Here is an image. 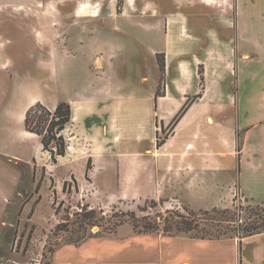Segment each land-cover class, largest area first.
<instances>
[{
	"label": "crops",
	"instance_id": "crops-1",
	"mask_svg": "<svg viewBox=\"0 0 264 264\" xmlns=\"http://www.w3.org/2000/svg\"><path fill=\"white\" fill-rule=\"evenodd\" d=\"M205 1L124 0L119 11L117 0H0V14L21 21V36H53L57 19L70 30L79 24V32L70 35L94 36L90 43L104 52L101 66L110 46L105 36H113L117 63L128 77L126 81L115 77L119 81L114 80L115 91L113 81L93 73L95 87H83L87 92H83V101L115 100L112 113L123 121L122 125L112 122L110 116V133L104 140L98 131L83 130L86 137H95L90 149L93 169L100 168L103 161L106 167L105 146L113 144L117 160L112 164L121 180L143 176L154 188L162 186V192L155 188V198L168 192L188 205L183 192L201 189L207 182L202 176L236 168L241 197L249 203H264V0H219L218 9ZM83 26H90L88 32H83ZM158 34H167V38ZM201 41L202 51L198 48ZM158 54L163 59V74ZM3 62L0 60V65ZM199 66L204 77L202 89ZM30 83L26 93L20 89L23 101L12 102L6 114L9 124L15 121V127L23 125L28 107L47 100L40 96L35 83ZM111 92L117 97L106 96ZM198 93L201 95L189 103L157 146L163 129L167 131L186 99ZM66 101L71 105L68 98ZM123 101L128 107L121 114ZM57 102L51 99L45 103L52 109ZM230 111L234 112L231 119ZM124 145L129 154L120 157ZM142 167V174L134 172ZM92 242L107 250L106 255L99 250L83 257V246ZM64 248L77 254L57 257ZM60 250L55 253L58 260L88 264H264V231L219 239L183 232H131L120 237H91Z\"/></svg>",
	"mask_w": 264,
	"mask_h": 264
},
{
	"label": "rangeland",
	"instance_id": "rangeland-1",
	"mask_svg": "<svg viewBox=\"0 0 264 264\" xmlns=\"http://www.w3.org/2000/svg\"><path fill=\"white\" fill-rule=\"evenodd\" d=\"M123 4L124 0H117L119 11ZM219 4V0H213V3L207 6L218 9ZM80 12L83 14V9ZM55 27L56 34L53 36H21L24 29L21 21L15 16L4 18L0 14V60L4 61L0 65V263L88 264L63 258L58 260L55 253L66 244H72L67 243L68 239L73 240L83 234L86 235L85 239H89L103 235L120 237L135 232L128 219L115 226V231L109 229L113 220L119 216L129 218L131 212L137 217L146 215L147 220L159 221L158 215L175 219L178 218L177 215L192 217L200 215V210H207L208 216L213 219L204 220L201 225L205 228L216 224L218 219L222 220V224L230 219L246 222L249 216L253 217L254 212L262 214L264 219V203H249L238 193L236 168L233 172L231 170L202 176L207 182L200 186L201 189L197 188L191 194L183 192L188 205L177 201L176 195L168 192L155 198L158 193L155 188L158 186L154 188V185L148 182L149 179L143 176L121 180L112 164L117 160L115 151L112 150L113 144L105 146L103 157L107 161L106 167L104 161L98 169H93L91 163L85 174L86 161L90 158L92 148L91 138L95 137L94 134L86 137L83 130L89 133L98 131L103 140L108 139L110 116L112 122L116 120L120 125L123 119L112 113L117 105L115 100L86 102L83 101V92H86L87 84L91 85V89L95 87V76L91 77L93 73L104 74L105 79L113 81L111 87L115 91L118 90L114 80L120 78L126 81L128 75L117 63L112 44L113 36H105L106 44L110 46L103 57L102 66L98 67L97 60H102L100 55L104 52L97 50L92 46L93 43H90L94 36L70 35V32H79V24H73L70 30L64 28L59 19ZM88 27L90 26H83V32H88ZM159 36L167 38V34ZM203 45L201 41L198 47L200 51ZM173 46L176 47L175 44ZM211 54L212 50L209 49L208 57ZM29 82L35 83L40 96L47 100L55 99L59 102L68 98L71 102L75 119H72L63 131L67 141L65 155L58 156L55 161L42 150L38 136L27 134L23 125L18 124V127H15V121H12L11 125L6 119L12 102L23 101V92L26 93ZM234 87L232 81V91ZM106 96L117 97L113 92ZM45 102L42 103L50 108ZM123 102L119 109L121 114L126 113L128 107V102ZM229 113L230 119L234 117L233 111ZM239 140L238 134L237 148ZM124 146L120 148L123 151L119 150L120 157L129 154L127 145ZM120 163L123 164L122 161ZM134 172L142 174L143 167ZM167 186L168 189L173 187ZM158 188L162 192V186ZM248 203L259 204L261 210L251 211L247 207ZM83 204L95 210L99 225L83 230V226L77 227V223L72 222L75 218L74 212L79 211ZM233 204L237 208H234ZM212 208L228 209L215 213L211 211ZM101 216L104 218H100ZM58 223L62 225L56 228ZM161 224L162 222L160 228ZM170 232L176 233L174 229ZM188 234L195 237L207 236L202 230H192ZM231 235L240 237L242 232L230 230L222 237ZM99 250L105 255L108 252L99 244H85L83 257ZM76 254L77 252L64 248L58 252L57 257H73Z\"/></svg>",
	"mask_w": 264,
	"mask_h": 264
},
{
	"label": "trees",
	"instance_id": "trees-1",
	"mask_svg": "<svg viewBox=\"0 0 264 264\" xmlns=\"http://www.w3.org/2000/svg\"><path fill=\"white\" fill-rule=\"evenodd\" d=\"M157 62L159 65V69L161 74L164 72V63L161 54L157 55ZM201 89L203 88V71L202 66H199L198 69ZM158 93V92H157ZM201 93H198L192 97H188L185 103L181 106L178 112L174 115V117L170 120L167 125V131L163 129L164 136L157 140L156 145L159 146L163 140L167 137L170 131L173 130L175 124L184 113L186 107L189 103L200 96ZM72 118V110L70 103L68 101H59L56 105L50 109L45 106L40 101H37L33 105L27 108L25 111L24 119H23V128L27 131L35 133L39 137V143L42 147V150L46 151L52 161H55L58 156H64L67 147V141L65 136L63 135V131L66 128L67 124L71 121ZM239 150V147L237 148ZM91 160L87 159L85 165V174H87L90 169ZM65 181L63 182V184ZM234 199V198H233ZM234 208H237L235 204L232 205ZM247 207L251 209V211L261 210V206L259 204H247ZM228 208H224V210H218L216 208H212V212L222 213L225 212ZM241 209V208H240ZM167 213L169 210H166ZM201 214L197 216H184L177 215L178 218L172 217H162L158 215L159 221L156 219L147 220V216L137 217L134 214H130L129 218H124L123 216H119L117 219L113 220L111 225V231H115V226L122 224L126 219H128L135 232H157L162 231L169 233L173 229L176 232L188 233L192 230H202L207 233V236L201 235L198 238H209V239H219L222 236L227 235L228 231H241L242 236L250 235L256 232L264 231L262 229L264 227V219L261 217L262 214L258 212H254L253 217H248L246 222H238V220L230 219L226 223L222 224V220H217V223L209 226V228H205L201 224H203L204 220H212L213 218L209 217V212L207 210H200ZM75 218L72 220L73 223H77V227H82L83 230L86 228H91L94 225H99V218L95 217V210L93 208H88L86 205H82L79 211L74 212ZM100 218H104L101 216ZM203 220V221H202ZM162 222L161 228L160 223ZM67 223V222H64ZM61 223L56 224V228H58ZM239 236V235H238ZM86 237L85 234L83 236H77L75 239H68L67 243H72L77 245ZM195 237V236H194ZM229 237H233L232 235ZM2 247L0 246V254L2 253ZM2 262V261H0ZM2 264V263H0ZM16 264V263H10Z\"/></svg>",
	"mask_w": 264,
	"mask_h": 264
},
{
	"label": "bare ground",
	"instance_id": "bare-ground-1",
	"mask_svg": "<svg viewBox=\"0 0 264 264\" xmlns=\"http://www.w3.org/2000/svg\"><path fill=\"white\" fill-rule=\"evenodd\" d=\"M202 1H203V0H202ZM205 2H206L207 4H210V3H213V0H206ZM96 64H98V66L100 67V66H101V60L98 59ZM32 93H34V92H32ZM34 94H35V93H34ZM72 102H73V101H72ZM13 108H14V107H13ZM15 108H16V107H15ZM15 110H16V109H15ZM15 110H14L13 112H15ZM13 112H12V113H13ZM13 114H14V113H13ZM17 115H18V114H17ZM20 115H21V113H20ZM22 115H23V113H22ZM22 115H21V116H22ZM19 118H20V117H19ZM17 119H18V118H17ZM23 119H24V118H23ZM72 119H75V116L72 115L71 120H72ZM209 122H211V120H209ZM27 132H28V134H30V135H36V134H34V133L30 132V131H27ZM115 139H116V138H115ZM93 153L96 154V149H95V148H93Z\"/></svg>",
	"mask_w": 264,
	"mask_h": 264
}]
</instances>
